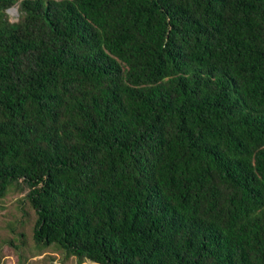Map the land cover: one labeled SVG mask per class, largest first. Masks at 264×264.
Listing matches in <instances>:
<instances>
[{
    "label": "trees",
    "instance_id": "16d2710c",
    "mask_svg": "<svg viewBox=\"0 0 264 264\" xmlns=\"http://www.w3.org/2000/svg\"><path fill=\"white\" fill-rule=\"evenodd\" d=\"M11 185L0 259L264 264V0H0Z\"/></svg>",
    "mask_w": 264,
    "mask_h": 264
},
{
    "label": "rangeland",
    "instance_id": "374dc122",
    "mask_svg": "<svg viewBox=\"0 0 264 264\" xmlns=\"http://www.w3.org/2000/svg\"><path fill=\"white\" fill-rule=\"evenodd\" d=\"M9 18L16 21L18 17V8L14 6L9 10ZM13 185L9 187L3 198H0V248L7 242L19 244L20 235L16 232L12 233V229L17 227L19 222V207L22 195L13 192V196L9 195ZM27 233V228L24 229ZM15 248H13L14 250ZM0 264H18L12 252H5L0 259ZM25 264H96L89 260L78 262L76 258H63V255L56 251H48L41 255H36L32 261Z\"/></svg>",
    "mask_w": 264,
    "mask_h": 264
},
{
    "label": "water",
    "instance_id": "95a60500",
    "mask_svg": "<svg viewBox=\"0 0 264 264\" xmlns=\"http://www.w3.org/2000/svg\"><path fill=\"white\" fill-rule=\"evenodd\" d=\"M12 8H13V7H11V8H9V9H7V11L9 12V10H10V9H12Z\"/></svg>",
    "mask_w": 264,
    "mask_h": 264
}]
</instances>
